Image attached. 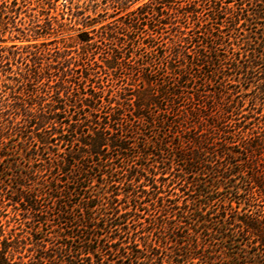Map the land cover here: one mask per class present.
Instances as JSON below:
<instances>
[{"label":"trees","instance_id":"obj_1","mask_svg":"<svg viewBox=\"0 0 264 264\" xmlns=\"http://www.w3.org/2000/svg\"><path fill=\"white\" fill-rule=\"evenodd\" d=\"M143 6L125 25L137 32L145 22L149 32L102 52L106 69L136 87L126 106L91 86L86 53L73 63L66 49L0 46V162L8 152L33 151L30 163L52 156L43 163L52 180L87 195L53 254L35 242V257L22 256V240L0 224V264H264V34L239 38L264 21V0ZM163 14L175 26L167 44L153 24ZM79 41L99 49L86 32ZM141 127L156 141L132 142Z\"/></svg>","mask_w":264,"mask_h":264},{"label":"rangeland","instance_id":"obj_2","mask_svg":"<svg viewBox=\"0 0 264 264\" xmlns=\"http://www.w3.org/2000/svg\"><path fill=\"white\" fill-rule=\"evenodd\" d=\"M149 1L57 0L51 2L52 5H48L43 0H0V6L2 3L6 6L4 11L0 8V40H5V42H0V46L16 45L23 47L33 44L43 46L42 44H44V47L50 50L52 54L55 49L60 52L66 49L69 53L68 57L72 58L73 63L74 61L78 62L81 56L83 58V54L86 53V58L91 63L86 70L88 80L92 81L91 86L102 94L103 99L111 102V107H115V103L126 106L128 100L131 102L135 100L136 93L134 90L136 87L132 86L133 83L127 79L123 82V78H121V81L118 73L106 69L104 60L107 56L102 52L116 48L118 43L127 41L128 37L133 38L137 36V33L149 30V26L145 22L138 26L137 32H131V28L128 29L125 25V23H129L130 14L136 11L138 7H144L143 5ZM181 4L184 6V3ZM184 12L185 10H180L177 16L181 19ZM155 19L157 21L153 24H157V27L154 29L160 32V34L155 35L158 38L157 42L160 44L169 43L170 38L175 34V26L171 25L165 14L157 15ZM84 32L91 38V42L99 46L98 50L94 47L90 49L91 47L80 43L79 35ZM240 33L242 36L239 38L258 41L257 38H261L264 34L263 19L254 25L241 28ZM125 52L127 53V50ZM115 54H119V52L117 51ZM127 55L130 54L127 53ZM12 68L16 71V67L13 66ZM4 82L9 85L14 84L13 81L4 80ZM87 84L90 82L87 81ZM102 103L106 105V103ZM130 119L135 121L132 116ZM88 121L89 118L85 120L86 126L81 127L80 130L87 132L88 126L92 125ZM141 129L142 134L138 135V138L132 142L142 144L145 138L156 141L155 137L158 133L155 135L147 128L141 127ZM159 135L167 143L170 141L168 137ZM159 137L157 138L160 139ZM19 149L20 147L15 148V150ZM150 150L155 151L154 148H150ZM57 152L58 154L64 153V147L58 146ZM20 153L8 152L4 162H0V167L6 170L3 175L4 181L0 185V194L5 198H3L2 203L0 202V224L5 236L10 234L13 238L22 240L19 244V251H21L22 256L35 257L33 251H28L33 250L32 246L35 242L45 246L43 251L48 249L50 250L49 253L53 254L55 248L66 241L64 236L70 232L66 221L80 215L81 203L85 201L83 196L87 195L85 192H81V195L69 194L68 188L73 192L75 186L71 183L67 184L66 177H63L62 180L64 181L58 185L52 180V174L46 169L48 165H43L44 159L47 161L48 158H53L52 156L44 155L39 161H31L30 163L28 158L33 157L35 152L26 151L21 155ZM103 153L107 154V152ZM113 153L109 152L108 155ZM128 154L131 153L128 151ZM158 157L168 156L159 155ZM11 164L12 169L9 170L7 167ZM159 168L161 169V166ZM20 173L30 176L32 181L17 177L16 174ZM164 178L167 182L170 181V178L166 176ZM175 186L178 184L175 183L172 187L175 188ZM54 187H58V191L61 193L51 192V188ZM96 191V187H92L89 193H96ZM50 195L57 198L53 199ZM23 196L24 198H22ZM184 198L189 200L190 197L185 196ZM77 204L80 205L77 206ZM63 210L64 212H62ZM204 239L209 240L208 237H204ZM152 240H155V236L152 237ZM214 248L218 250L217 246ZM240 255L243 258L244 252H241ZM241 262L244 260L242 259Z\"/></svg>","mask_w":264,"mask_h":264}]
</instances>
